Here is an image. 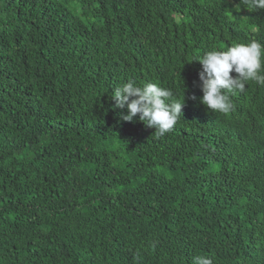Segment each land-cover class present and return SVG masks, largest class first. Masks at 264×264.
<instances>
[{"label":"trees","instance_id":"trees-1","mask_svg":"<svg viewBox=\"0 0 264 264\" xmlns=\"http://www.w3.org/2000/svg\"><path fill=\"white\" fill-rule=\"evenodd\" d=\"M252 40L244 0H0V264H264V86L212 111L195 62ZM129 80L184 101L169 132Z\"/></svg>","mask_w":264,"mask_h":264},{"label":"clouds","instance_id":"clouds-1","mask_svg":"<svg viewBox=\"0 0 264 264\" xmlns=\"http://www.w3.org/2000/svg\"><path fill=\"white\" fill-rule=\"evenodd\" d=\"M244 3L264 9V0H244ZM195 62L202 66L199 73L203 93L201 103L212 111H232L234 105L229 94L244 91L249 82L264 86V45L256 40L236 43L226 51L209 50ZM112 100L116 108H127L123 120L130 122L138 115L141 122L160 135L174 127L184 106V101L173 99V92L169 89L155 83L138 86L132 80L117 87ZM196 264H212V260L198 257Z\"/></svg>","mask_w":264,"mask_h":264}]
</instances>
